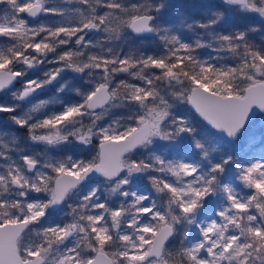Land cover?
<instances>
[{
  "label": "snow or ice",
  "instance_id": "1",
  "mask_svg": "<svg viewBox=\"0 0 264 264\" xmlns=\"http://www.w3.org/2000/svg\"><path fill=\"white\" fill-rule=\"evenodd\" d=\"M0 264H264V0H0Z\"/></svg>",
  "mask_w": 264,
  "mask_h": 264
},
{
  "label": "trees",
  "instance_id": "2",
  "mask_svg": "<svg viewBox=\"0 0 264 264\" xmlns=\"http://www.w3.org/2000/svg\"><path fill=\"white\" fill-rule=\"evenodd\" d=\"M178 3H186L188 0H177Z\"/></svg>",
  "mask_w": 264,
  "mask_h": 264
}]
</instances>
